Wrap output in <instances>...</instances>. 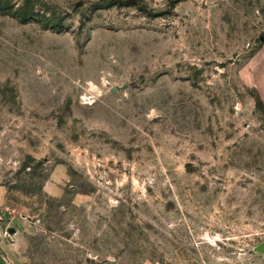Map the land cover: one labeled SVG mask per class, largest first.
I'll return each instance as SVG.
<instances>
[{
  "label": "rangeland",
  "instance_id": "obj_1",
  "mask_svg": "<svg viewBox=\"0 0 264 264\" xmlns=\"http://www.w3.org/2000/svg\"><path fill=\"white\" fill-rule=\"evenodd\" d=\"M23 1L0 264H264V0H30L48 27Z\"/></svg>",
  "mask_w": 264,
  "mask_h": 264
},
{
  "label": "trees",
  "instance_id": "obj_2",
  "mask_svg": "<svg viewBox=\"0 0 264 264\" xmlns=\"http://www.w3.org/2000/svg\"><path fill=\"white\" fill-rule=\"evenodd\" d=\"M2 3L3 2H0V6H2ZM7 7H9V13L19 18L21 22L38 20L46 27L61 25L60 22L55 20V15H48L45 9L41 11V8H37V6H35V4L30 0H24L22 4H12L11 6L8 5Z\"/></svg>",
  "mask_w": 264,
  "mask_h": 264
},
{
  "label": "water",
  "instance_id": "obj_3",
  "mask_svg": "<svg viewBox=\"0 0 264 264\" xmlns=\"http://www.w3.org/2000/svg\"><path fill=\"white\" fill-rule=\"evenodd\" d=\"M9 229H10V230H14V228H13L12 226H11ZM256 249H257L259 252L264 253V241L261 242V243H259V244L257 245Z\"/></svg>",
  "mask_w": 264,
  "mask_h": 264
},
{
  "label": "crops",
  "instance_id": "obj_4",
  "mask_svg": "<svg viewBox=\"0 0 264 264\" xmlns=\"http://www.w3.org/2000/svg\"><path fill=\"white\" fill-rule=\"evenodd\" d=\"M4 228H5V223H1V224H0V235H1L2 231L4 230ZM0 238H1V237H0ZM0 247H1V248H4L2 245H0Z\"/></svg>",
  "mask_w": 264,
  "mask_h": 264
}]
</instances>
